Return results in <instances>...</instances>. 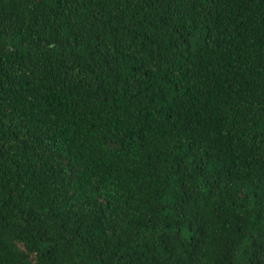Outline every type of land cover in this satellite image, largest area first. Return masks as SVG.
Listing matches in <instances>:
<instances>
[{
	"label": "trees",
	"instance_id": "trees-1",
	"mask_svg": "<svg viewBox=\"0 0 264 264\" xmlns=\"http://www.w3.org/2000/svg\"><path fill=\"white\" fill-rule=\"evenodd\" d=\"M0 264H264V0H0Z\"/></svg>",
	"mask_w": 264,
	"mask_h": 264
}]
</instances>
